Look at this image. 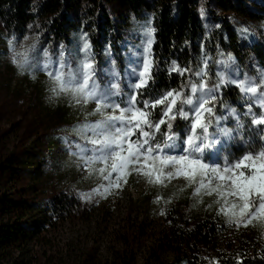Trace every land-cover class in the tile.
<instances>
[{
    "label": "rangeland",
    "instance_id": "rangeland-1",
    "mask_svg": "<svg viewBox=\"0 0 264 264\" xmlns=\"http://www.w3.org/2000/svg\"><path fill=\"white\" fill-rule=\"evenodd\" d=\"M32 5L0 19V231H28L0 264H190L175 245L205 222L200 262L264 264V0H196L168 52L133 16L99 65L83 26L64 43Z\"/></svg>",
    "mask_w": 264,
    "mask_h": 264
},
{
    "label": "trees",
    "instance_id": "trees-1",
    "mask_svg": "<svg viewBox=\"0 0 264 264\" xmlns=\"http://www.w3.org/2000/svg\"><path fill=\"white\" fill-rule=\"evenodd\" d=\"M35 0H0V19L12 27L18 22H24L32 14ZM41 7V14L44 15L45 24L51 31V35L60 37L64 43L69 42L71 30L83 26L85 32L89 35L90 46L93 49V58L95 65H99L103 56V50L109 48L111 51H118L121 47L122 38L128 32L126 26L133 16H142L151 12L154 21L158 24V40H161L166 47L165 51H170L173 47V39H176V45L180 44L183 37L190 36L197 30L198 12L195 10L196 0H38ZM101 2L112 4L116 8V15L113 19L107 14V10L102 8ZM218 3L236 4L242 0H216ZM85 22V23H84ZM124 57L123 53L121 54ZM163 82L167 80L162 72ZM88 129L87 124L82 128ZM73 138L72 136H69ZM28 154V153H27ZM34 165V161L30 162ZM66 197V196H65ZM58 200V196L54 197ZM3 199H0V202ZM5 200V199H4ZM21 201V200H18ZM11 206H16L17 201L8 200ZM21 225V226H18ZM18 225H1L0 231V254H6L12 247L18 245L20 238L26 237L28 231L23 223ZM218 228L215 223H202L198 228H194L188 235L194 236V242L183 247L176 244L175 249L179 254L180 260H185L190 264H204L200 262L198 256V245L201 241L208 242ZM196 229V230H195ZM28 230V229H27ZM120 258L109 259L103 264H133L132 255L121 251ZM227 264L233 263L230 260ZM120 260H122L120 262ZM179 260V261H180ZM260 261V260H259ZM86 262V261H85ZM84 263V262H83ZM81 263V264H83ZM225 263V264H226ZM101 264V263H100ZM146 264H148L146 262Z\"/></svg>",
    "mask_w": 264,
    "mask_h": 264
}]
</instances>
